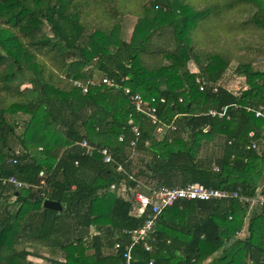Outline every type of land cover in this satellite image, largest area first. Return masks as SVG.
<instances>
[{
	"label": "trees",
	"instance_id": "obj_1",
	"mask_svg": "<svg viewBox=\"0 0 264 264\" xmlns=\"http://www.w3.org/2000/svg\"><path fill=\"white\" fill-rule=\"evenodd\" d=\"M248 44L264 51V0H0V264H35L39 248L50 264H126L114 245L148 219L134 198L162 187L264 198V118L255 113L264 69ZM233 62L245 80L239 94L224 81ZM103 76L124 82L87 93L75 85ZM126 88L156 100L164 136ZM225 107L223 118L208 115ZM130 116L141 131L135 148ZM83 141L109 149L116 165L86 155ZM132 152L150 159L134 170ZM10 178L28 187L5 186ZM91 227L98 234L87 240ZM150 244L134 247L132 264H259L264 202L179 201L162 211Z\"/></svg>",
	"mask_w": 264,
	"mask_h": 264
},
{
	"label": "built area",
	"instance_id": "obj_2",
	"mask_svg": "<svg viewBox=\"0 0 264 264\" xmlns=\"http://www.w3.org/2000/svg\"><path fill=\"white\" fill-rule=\"evenodd\" d=\"M124 82V79L121 81ZM121 82L109 76H103L100 79L91 78L85 83L76 82L75 85L80 87L84 93H87L90 86H95L97 84L105 85L108 88H120ZM200 84V90L203 91L207 83L202 80H197ZM214 92H217V89H214ZM125 94L131 96L132 103L134 105L135 111L139 114L144 115L147 119L151 121L153 125H156V134L159 136H164L166 134V129L161 123L158 117L157 107L155 106L156 100L151 99V101H145L143 96L140 94H131L129 88L125 89ZM227 107L218 110H210L208 115L212 117L223 118L226 116ZM257 117L264 118V107H260L255 111ZM128 125L131 127V131L135 136V140L131 142V148H135L139 138L141 136V131L134 123L132 116H130ZM173 123L169 125V129L173 127ZM124 137L121 135L119 141L122 142ZM82 149H85V154L92 156L94 153H99L103 157V162L108 164H115L114 157L112 152L107 148H99L97 146H91L87 141H83L79 144ZM136 152H132L130 158L135 155ZM11 162V160H10ZM116 165V164H115ZM117 171L120 173L124 172V168L121 165L117 166ZM3 184L5 186H12L15 190H20L22 188H27L28 186L24 183H21L15 178H10L4 180ZM44 185V182L41 183ZM38 188V187H37ZM35 187L34 190L37 189ZM115 185H111V190H115ZM42 196V195H41ZM223 200H236L241 204H250L251 207L256 204H262L264 198L262 195H257L256 197H246L242 196L237 191H229L226 189H213L207 188L200 183L188 184L185 187L179 188H158L151 191V195H143L141 193L136 194L134 198L135 212L143 214L148 209V219L144 225L140 228L134 230H124L122 233L125 237L129 239V242L126 246H123L119 241L115 243L114 249L118 252L120 249L124 250L123 257L126 264H132L133 262V249L136 246H142L145 251L151 252L153 250L150 240L155 232L157 221L162 211L167 207H172L179 201H223ZM243 235H240V237ZM150 264H154L153 261Z\"/></svg>",
	"mask_w": 264,
	"mask_h": 264
},
{
	"label": "rangeland",
	"instance_id": "obj_3",
	"mask_svg": "<svg viewBox=\"0 0 264 264\" xmlns=\"http://www.w3.org/2000/svg\"><path fill=\"white\" fill-rule=\"evenodd\" d=\"M136 25V18L132 17V16H129V17H126L125 18V22H124V28L121 32V35H122V38L125 40V41H129L131 36H132V33H133V30H134V27ZM247 36V35H245ZM239 40H241V36L238 38ZM249 45H247V47L249 48ZM170 48V47H168ZM251 50H253L252 52V56L254 55V59H253V62L254 64L256 65L255 67L257 68H261V69H264V51L263 50H258L256 48V45H253L252 47L249 48V54L251 52ZM238 51L240 53V50L238 48ZM251 56V57H252ZM237 65L238 63L236 62H233L229 68V70L226 72L225 74V86L228 87L229 89H232L235 93L239 94L241 91H243L245 89V80L241 77H237L235 75V70L237 69ZM189 68L191 70H193V72H197L198 69H197V66L194 64V63H189ZM98 79H100L98 77ZM18 120H19V123H20V132L23 131V125L22 123L20 122V118L18 117ZM172 130H176V127L173 126L171 128ZM18 132V133H20ZM13 151H14V155H19L21 156L22 153H23V150L21 148V146L18 145H15L13 147ZM132 161H133V165H134V170H137L140 166H141V163L142 165L144 164V161H149L150 157L147 153H142L141 155L140 154H135L131 157ZM144 160V161H143ZM143 161V162H142ZM9 162V161H8ZM215 170L218 171V168L215 167ZM69 223V222H68ZM70 225H76L74 222L70 223ZM78 229L77 230H74V235H76ZM245 234H243L244 236ZM241 236V237H243ZM29 251L31 253H34L35 250H33V248H30L29 247ZM39 256L38 257H29L28 259L35 263V264H50V259H49V256H50V250L49 249H42V248H39ZM219 253L215 256V257H219ZM61 261V260H60ZM63 261H61L62 263Z\"/></svg>",
	"mask_w": 264,
	"mask_h": 264
},
{
	"label": "crops",
	"instance_id": "obj_4",
	"mask_svg": "<svg viewBox=\"0 0 264 264\" xmlns=\"http://www.w3.org/2000/svg\"><path fill=\"white\" fill-rule=\"evenodd\" d=\"M84 233H85L87 240H91L92 237L98 234L97 229L94 227H91L89 230H86V232ZM259 264H264V262H261Z\"/></svg>",
	"mask_w": 264,
	"mask_h": 264
},
{
	"label": "water",
	"instance_id": "obj_5",
	"mask_svg": "<svg viewBox=\"0 0 264 264\" xmlns=\"http://www.w3.org/2000/svg\"><path fill=\"white\" fill-rule=\"evenodd\" d=\"M46 205H47V207H49V208H52V209H58L57 208V203H52V202H47L46 203ZM59 205V204H58Z\"/></svg>",
	"mask_w": 264,
	"mask_h": 264
}]
</instances>
